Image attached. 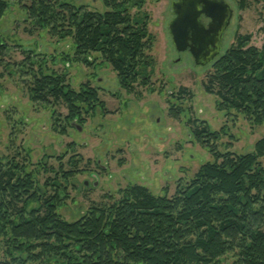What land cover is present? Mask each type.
Here are the masks:
<instances>
[{
  "label": "trees",
  "instance_id": "1",
  "mask_svg": "<svg viewBox=\"0 0 264 264\" xmlns=\"http://www.w3.org/2000/svg\"><path fill=\"white\" fill-rule=\"evenodd\" d=\"M15 1L32 26L29 34L45 31L59 41H72L73 53L53 57V64L60 60L96 68L98 55L102 65L117 73L121 90L154 91L155 36L150 16L142 11L146 0H102L105 10L67 0ZM246 2L240 0L239 7L245 9ZM13 7L10 0H0V22ZM252 37L238 35L210 65L207 91L218 97L217 108L226 115L236 112L262 126L264 45H251ZM11 47L0 36V67L8 65ZM23 53L18 69L26 77L29 100L52 110L54 131L67 135L76 118L82 122L85 116L108 112L99 86L86 82L75 89L67 72L49 66L47 54L38 48ZM183 94L186 89L180 90L179 99ZM112 95L123 97L120 91ZM60 105L68 111L64 118L57 114ZM175 109L171 111L178 118L182 110ZM192 122L193 136L209 149L213 161L203 164L190 182L180 183L173 196L130 184L75 221L59 213L69 198L66 185L84 161L74 142L67 146L75 153L67 161L70 170L63 162L69 150L46 155L36 165L30 154L24 159L20 153L0 156V264H220L228 253L235 254L234 264H264V138L253 152H222L217 143L227 128L213 131L204 121ZM51 158L58 159L59 169L48 165ZM42 171L54 175L44 188L39 183Z\"/></svg>",
  "mask_w": 264,
  "mask_h": 264
},
{
  "label": "rangeland",
  "instance_id": "2",
  "mask_svg": "<svg viewBox=\"0 0 264 264\" xmlns=\"http://www.w3.org/2000/svg\"><path fill=\"white\" fill-rule=\"evenodd\" d=\"M10 1L14 7L0 22V36L12 46L6 57L8 65L0 67V156L11 158L20 153V159H24L30 154V162L36 165L46 155L58 156L69 150L63 162L64 169L70 170L67 161L75 153L67 146L74 142L76 153L84 161L79 167L81 171L66 185L69 198L59 208L63 219L75 221L92 207L108 204L106 192L114 190L113 194L118 195L117 190L131 181L147 186L157 195L173 196L180 183L190 182L203 164L213 161L209 149L193 136L194 120L206 122L213 131L227 128L228 134H222L217 143L222 152H253L256 143L264 138V125H254L236 112L228 116L217 108L218 97L207 91L212 66L198 67L190 53L176 51L169 32L174 0H146L142 9L150 16V31L155 36L152 54L156 66L152 77L154 91L138 87L141 92L138 96H129L121 90L117 73L110 65H102L98 55L96 64L100 67L96 68L76 62L67 65L60 60L53 64V57L73 53L72 41H59L45 31L29 34L32 26L24 21V11L15 0ZM67 1L105 10L102 0ZM246 1V8L242 9L240 0H228L235 9V17L225 39L224 53L238 35L252 34L251 45L258 48L264 45V0ZM37 48L47 54L50 67L68 73L75 89L86 82L107 89L109 94L100 93L108 112L85 116L81 131L69 125L67 135L54 131L52 110L31 103L23 82L26 77L18 69L26 57L23 49ZM182 89L188 94L179 99ZM118 91L123 96L119 100L112 95ZM172 93L176 97L172 98ZM174 107L178 108L176 111L182 110L178 118L171 111ZM56 110L62 118L68 113L64 105ZM97 160L106 166L100 174V187L93 185L94 172H90L100 170ZM261 161L264 165V158ZM48 165L59 169L60 162L51 158ZM48 176L54 175L41 172V188ZM3 245L1 242L0 247ZM234 260L235 254L228 253L220 264H234Z\"/></svg>",
  "mask_w": 264,
  "mask_h": 264
},
{
  "label": "water",
  "instance_id": "3",
  "mask_svg": "<svg viewBox=\"0 0 264 264\" xmlns=\"http://www.w3.org/2000/svg\"><path fill=\"white\" fill-rule=\"evenodd\" d=\"M170 12L169 32L176 51L189 52L198 67L210 66L222 54L235 13L232 6L226 0H174ZM203 16L211 21L206 24Z\"/></svg>",
  "mask_w": 264,
  "mask_h": 264
},
{
  "label": "flooded vegetation",
  "instance_id": "4",
  "mask_svg": "<svg viewBox=\"0 0 264 264\" xmlns=\"http://www.w3.org/2000/svg\"><path fill=\"white\" fill-rule=\"evenodd\" d=\"M227 2H228V0H226ZM231 6H232V4L230 3V2H228ZM232 8L234 9V7L232 6ZM234 12H235V9H234ZM234 17H235V13H234V16H233V18H232V22H231V25H230V27L228 28V30L226 31V34H225V36H224V44H223V50H224V45H225V39H226V36H227V34H228V31L230 30V28L232 27V25H233V20H234ZM203 21L206 23V24H208L211 20L209 19V18H207V17H205V16H203ZM223 50H222V53H223ZM186 53H189V52H186ZM147 89V88H146ZM105 90H107V89H101L100 88V92H102V93H110L109 91H105ZM124 93L125 94H128L129 96H131V95H134V96H138V95H141V92H138L137 90L135 91V92H132V93H126L125 91H124ZM134 101H131V103H133ZM135 103V102H134ZM82 119H86V118H82ZM80 120V121H79ZM83 122H85V121H82L81 122V118H76V120H74V121H72L71 122V125H72V127L73 128H75V129H77V130H79V131H81L82 129H83V125H82V123ZM124 148H121V149H119V150H123ZM97 164L100 166V170H96V171H90V172H94L93 174L91 173V176L95 179V181L93 182V185H95V186H101V179H102V177H101V173L103 172L102 170H104V169H106V166L105 165H101V160H97ZM88 183V184H87ZM130 184H138V183H136V181L134 182V181H131L130 182ZM129 184V185H130ZM85 185L86 186H90V182L89 181H85ZM128 186V185H127ZM123 188V187H122ZM122 188H119L117 191H119L120 189H122ZM113 192H114V190L110 193V192H106L107 194V196H109V195H116V194H113ZM106 196V197H107Z\"/></svg>",
  "mask_w": 264,
  "mask_h": 264
}]
</instances>
